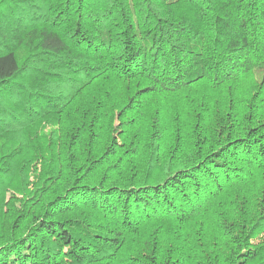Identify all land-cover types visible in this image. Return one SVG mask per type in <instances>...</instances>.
I'll return each mask as SVG.
<instances>
[{
  "label": "trees",
  "instance_id": "trees-1",
  "mask_svg": "<svg viewBox=\"0 0 264 264\" xmlns=\"http://www.w3.org/2000/svg\"><path fill=\"white\" fill-rule=\"evenodd\" d=\"M0 264H264V0H0Z\"/></svg>",
  "mask_w": 264,
  "mask_h": 264
}]
</instances>
